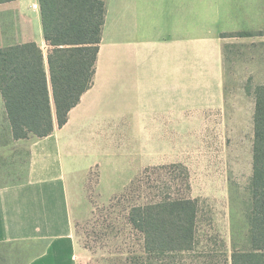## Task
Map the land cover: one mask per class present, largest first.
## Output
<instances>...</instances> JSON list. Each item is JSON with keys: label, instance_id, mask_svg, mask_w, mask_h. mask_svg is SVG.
<instances>
[{"label": "crops", "instance_id": "0c3cea01", "mask_svg": "<svg viewBox=\"0 0 264 264\" xmlns=\"http://www.w3.org/2000/svg\"><path fill=\"white\" fill-rule=\"evenodd\" d=\"M103 1L107 14L94 85L63 128L45 138L14 140L0 93L10 139L29 151L26 180L0 187V245L37 248L25 264H77L69 205L75 180L105 164L120 173L122 148L150 149L154 133L179 131L188 99L223 110L227 84L264 85V0ZM36 2L0 3V13L14 10L21 22L0 49L35 42L47 55ZM255 108L256 102L253 123Z\"/></svg>", "mask_w": 264, "mask_h": 264}, {"label": "rangeland", "instance_id": "374dc122", "mask_svg": "<svg viewBox=\"0 0 264 264\" xmlns=\"http://www.w3.org/2000/svg\"><path fill=\"white\" fill-rule=\"evenodd\" d=\"M2 13L0 45L8 33L12 36L21 27L14 10ZM239 50L238 46L232 52L238 54ZM240 71L231 69L232 73ZM258 86L263 85L227 84L223 110L196 107L199 103L188 99L179 131L154 133L155 147L150 149L122 148L120 173L108 172L110 165L105 164L75 180L69 189L78 246L75 262L108 264L107 260L122 257L125 246L137 240L128 222L130 207L165 197L198 201L197 252L211 254L215 262L231 264L235 251H249L254 145L251 112ZM2 110L0 101V187L25 181L29 160L28 146L10 139ZM235 110L244 115L236 116ZM37 252L30 244L0 245V264H25Z\"/></svg>", "mask_w": 264, "mask_h": 264}, {"label": "trees", "instance_id": "16d2710c", "mask_svg": "<svg viewBox=\"0 0 264 264\" xmlns=\"http://www.w3.org/2000/svg\"><path fill=\"white\" fill-rule=\"evenodd\" d=\"M38 1L47 55L35 42L0 49V93L16 141L45 138L67 124L94 85L107 14L103 0ZM254 96L251 248L235 251L231 264H264V85ZM198 213V201L189 198L131 206L128 222L137 240L107 263L225 264L196 251Z\"/></svg>", "mask_w": 264, "mask_h": 264}, {"label": "built area", "instance_id": "2783aa9c", "mask_svg": "<svg viewBox=\"0 0 264 264\" xmlns=\"http://www.w3.org/2000/svg\"><path fill=\"white\" fill-rule=\"evenodd\" d=\"M33 9H34V10H40V6H39V4H34V5H33Z\"/></svg>", "mask_w": 264, "mask_h": 264}]
</instances>
